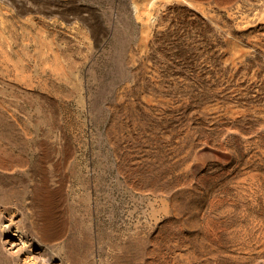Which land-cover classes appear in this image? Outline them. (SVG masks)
<instances>
[{"label":"rangeland","instance_id":"1","mask_svg":"<svg viewBox=\"0 0 264 264\" xmlns=\"http://www.w3.org/2000/svg\"><path fill=\"white\" fill-rule=\"evenodd\" d=\"M211 3L73 0L67 22L0 0V192L56 264H264V32L230 60L264 0ZM45 180L65 192L54 245L30 230Z\"/></svg>","mask_w":264,"mask_h":264},{"label":"bare ground","instance_id":"2","mask_svg":"<svg viewBox=\"0 0 264 264\" xmlns=\"http://www.w3.org/2000/svg\"><path fill=\"white\" fill-rule=\"evenodd\" d=\"M157 0H149L155 3ZM185 2L189 6L200 9L206 13V9L213 7L212 0H176ZM134 8L139 13L141 3L135 1ZM157 17L152 16L151 22L156 23ZM264 32V12L256 17H242L237 20L236 28L230 33L232 44V56L230 58L233 66L238 69L241 62L251 54L259 51L262 44V33ZM264 50V49H263ZM65 197L64 187H52L47 180L36 185L32 192V201L39 206L36 210L30 230L39 239L47 244L54 245L66 234L69 221L64 215L58 214ZM8 194L6 189L0 192V209L9 220V229L0 228V259L11 261L13 257H23L26 264H56L50 257L46 256L41 246H36L33 238L19 224L17 213L6 206ZM211 203H216L211 201ZM15 225V229L11 228ZM208 232L215 237L219 234V229L214 224L206 226Z\"/></svg>","mask_w":264,"mask_h":264},{"label":"water","instance_id":"3","mask_svg":"<svg viewBox=\"0 0 264 264\" xmlns=\"http://www.w3.org/2000/svg\"><path fill=\"white\" fill-rule=\"evenodd\" d=\"M44 4L45 9L38 11L47 18L59 17L67 22L73 21V13L77 12V7L73 5V0H40ZM92 7L93 5L87 4ZM76 7V8H75ZM79 20L84 21L82 15H77Z\"/></svg>","mask_w":264,"mask_h":264},{"label":"crops","instance_id":"4","mask_svg":"<svg viewBox=\"0 0 264 264\" xmlns=\"http://www.w3.org/2000/svg\"><path fill=\"white\" fill-rule=\"evenodd\" d=\"M73 14H75V13H73ZM86 16H87V14H85Z\"/></svg>","mask_w":264,"mask_h":264}]
</instances>
